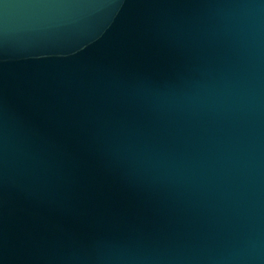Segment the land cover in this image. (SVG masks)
I'll use <instances>...</instances> for the list:
<instances>
[{
  "label": "water",
  "instance_id": "obj_1",
  "mask_svg": "<svg viewBox=\"0 0 264 264\" xmlns=\"http://www.w3.org/2000/svg\"><path fill=\"white\" fill-rule=\"evenodd\" d=\"M0 264H264V0H0Z\"/></svg>",
  "mask_w": 264,
  "mask_h": 264
}]
</instances>
